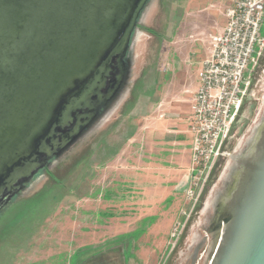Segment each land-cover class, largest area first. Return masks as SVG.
<instances>
[{
  "label": "rangeland",
  "instance_id": "rangeland-1",
  "mask_svg": "<svg viewBox=\"0 0 264 264\" xmlns=\"http://www.w3.org/2000/svg\"><path fill=\"white\" fill-rule=\"evenodd\" d=\"M230 7L231 0L150 1L118 94L52 158L50 174L43 173L0 216V264L176 263L223 174L253 100L227 142L223 163L196 202L178 187L164 200L139 202L131 183L139 178L131 137L171 86L178 91L198 80L200 63L211 53V35L224 28ZM263 74L264 59L254 96ZM129 101L134 104L127 112ZM192 163L191 153L188 176ZM150 174L145 169L141 176Z\"/></svg>",
  "mask_w": 264,
  "mask_h": 264
},
{
  "label": "water",
  "instance_id": "water-1",
  "mask_svg": "<svg viewBox=\"0 0 264 264\" xmlns=\"http://www.w3.org/2000/svg\"><path fill=\"white\" fill-rule=\"evenodd\" d=\"M146 2L0 0V212L118 94L123 81L111 96L108 82L115 69L125 77ZM254 102L175 264H264V74Z\"/></svg>",
  "mask_w": 264,
  "mask_h": 264
},
{
  "label": "built area",
  "instance_id": "built-area-1",
  "mask_svg": "<svg viewBox=\"0 0 264 264\" xmlns=\"http://www.w3.org/2000/svg\"><path fill=\"white\" fill-rule=\"evenodd\" d=\"M263 25L264 0H232L224 31L212 37L191 104L193 163L184 186L187 200L200 199L225 154L245 101L254 98L255 76L264 59Z\"/></svg>",
  "mask_w": 264,
  "mask_h": 264
},
{
  "label": "crops",
  "instance_id": "crops-1",
  "mask_svg": "<svg viewBox=\"0 0 264 264\" xmlns=\"http://www.w3.org/2000/svg\"><path fill=\"white\" fill-rule=\"evenodd\" d=\"M227 22L228 14L226 24ZM224 28L211 36L221 34ZM208 55L202 60L198 70ZM195 80L192 79L189 85H181L178 91L171 86L164 101L145 117L131 137L135 158L133 168L137 172L135 176L139 177L132 179L131 183L134 189H138L136 194L143 196L141 199L138 196L139 202L164 200L168 193L173 192V187H178L179 191L185 190L193 145L189 131V113L190 103L192 104L198 89V80ZM145 169L151 171L148 179L141 176Z\"/></svg>",
  "mask_w": 264,
  "mask_h": 264
},
{
  "label": "trees",
  "instance_id": "trees-1",
  "mask_svg": "<svg viewBox=\"0 0 264 264\" xmlns=\"http://www.w3.org/2000/svg\"><path fill=\"white\" fill-rule=\"evenodd\" d=\"M150 1H151V0H147V2L145 3V5L143 6V8H142V10H141V13H140V16H139V20H138V24H137V28H140V25H139L140 18H141V16H142V14L144 13L145 9L148 7ZM137 28H136V29H137ZM145 30H146V31H149V32H152V30H150V29H145ZM135 31H136V30H135ZM135 31L133 32V35H132V38H131V44H132V40H133L134 35H135ZM127 56H128V55H127ZM124 62L126 63V59L124 60ZM123 69H124V68H121L120 70L115 69V70L113 71V73H112L110 79H109L107 90L109 91L110 96L113 95V93L116 91V89L118 88V85H120V82H121L122 79H123ZM133 104H134V103H133ZM133 104H132V101H129V102H128V104H127V106H126L127 112H128L130 109H132ZM247 105H248V100L245 101V103H244V105H243L242 112L246 109ZM255 106H256V102H254L253 105H251V108L254 109ZM103 111H104V108H101V109L99 110V114H101ZM127 112H126V113H127ZM75 126H76V123L73 124V126H72L70 129H73ZM55 129H56V131H57V132H55L56 135H57V137H59V136L61 137V135L64 133V132L62 131V129H60L58 126H55ZM67 130H68V128H66L65 131H67ZM52 161H54V159H52L51 162H52ZM222 163H223V161H222V160H221V161L219 160V162H218V166L215 168V170H214V172H213V175L216 174L218 168L221 166ZM43 173H49V174H50V172H48V170H47V167H46V168H43V169H41L39 172H37V173L34 175V177H33L30 181L25 182V184H24V188H27V187H28L33 181H35L36 179H38ZM17 196H18V194H16V195L12 198L11 203H10V204H9V205H8L3 211H5L6 209H8V208H10V207L12 206V204H13L14 201L16 200ZM3 211L0 212V215L2 214ZM74 256H75V259L78 260V257H79V256H78V255H74Z\"/></svg>",
  "mask_w": 264,
  "mask_h": 264
},
{
  "label": "flooded vegetation",
  "instance_id": "flooded-vegetation-1",
  "mask_svg": "<svg viewBox=\"0 0 264 264\" xmlns=\"http://www.w3.org/2000/svg\"><path fill=\"white\" fill-rule=\"evenodd\" d=\"M123 82H124V79L122 80ZM251 99H249L248 101H250ZM101 108H103V106H101ZM98 110H100V107H99V109ZM105 110V109H104ZM69 130V129H68ZM67 130V131H68ZM52 160V159H51ZM51 160L47 163V165L44 167V168H46V167H48L52 162H51ZM23 189H25L24 187H23ZM224 204H222V205H220V207H218L217 208V210H216V219H215V221H214V228L212 229V231H213V233H215V236H216V238H215V240H214V245L216 244V242H217V239H218V236H219V234H218V231H219V226H220V224L223 222V220H225V216H223V209H224ZM211 254L213 255V249H212V252H211ZM210 260V259H209ZM210 262V261H209ZM206 264H209L208 262L206 263Z\"/></svg>",
  "mask_w": 264,
  "mask_h": 264
}]
</instances>
